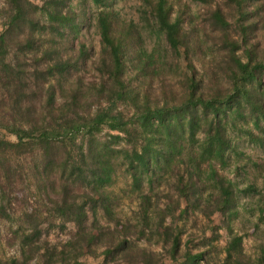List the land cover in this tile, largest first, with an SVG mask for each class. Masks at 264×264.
Returning a JSON list of instances; mask_svg holds the SVG:
<instances>
[{
    "label": "trees",
    "instance_id": "trees-1",
    "mask_svg": "<svg viewBox=\"0 0 264 264\" xmlns=\"http://www.w3.org/2000/svg\"><path fill=\"white\" fill-rule=\"evenodd\" d=\"M73 1L7 0L9 14L0 33L1 84L13 91L17 106L21 98H28L25 90L31 82V93L46 108L41 117H23L28 128L15 124L23 114L1 124L16 142L0 141V146L16 156L38 147L44 151L43 165L55 167L61 217L75 226L65 246L78 254L84 246L89 252L100 246L106 256L117 254L123 259L132 253L135 262L131 263L147 264L150 254L135 242L145 239L148 222L157 217L159 225L164 223L179 209L181 199L198 207L207 191L203 185L213 180L205 201L223 217L229 233L223 264H264V249L255 259L245 256L242 235L230 226L238 216V185L225 176L228 152L236 159L233 169L239 171L240 153L229 129H239L250 141L264 144V136L248 126L250 122L258 129L264 120V59L259 55L260 41L249 40L259 30L264 36V0H225L213 6L211 0H197L203 5L197 13L184 0H141L137 22L121 17L110 0H89L97 8L91 16L87 0H79L77 6ZM89 16L99 36L95 59L89 58L90 49L80 36ZM230 18L240 30L237 38L230 34ZM13 45L18 52L5 61ZM213 45L220 53L209 60L206 53ZM89 70L94 78L85 83L80 73ZM92 101L95 108L90 114ZM239 120L243 124L238 125ZM103 129L116 132L110 139L123 145L117 148L112 140L100 141L96 134ZM79 134L87 135L84 143L76 142ZM59 147L68 149L62 160L56 154ZM113 159H120L131 178L140 215L137 224L115 219L114 194L106 188L114 180ZM163 175L173 180L179 196L173 200L167 192L155 212L141 185L146 182L151 188ZM41 181L53 180L47 176ZM77 182L84 183L82 190ZM243 191L256 192L255 183L249 182ZM257 211L255 231L264 223L263 208ZM0 212L5 217V210ZM98 213L113 227L101 225ZM174 229L176 233L167 226L158 234L163 245H169L172 259L181 233ZM59 252L56 255L66 257ZM184 255L189 261L203 257L202 253Z\"/></svg>",
    "mask_w": 264,
    "mask_h": 264
},
{
    "label": "rangeland",
    "instance_id": "rangeland-1",
    "mask_svg": "<svg viewBox=\"0 0 264 264\" xmlns=\"http://www.w3.org/2000/svg\"><path fill=\"white\" fill-rule=\"evenodd\" d=\"M6 1L0 0V33L5 28L4 23L9 14ZM184 1L189 4L195 13L203 8L200 1ZM224 2L225 0H211V5ZM33 3L40 4L39 1H34ZM79 3V0L73 1L76 6ZM86 3V9L89 10V15L91 16L97 8L89 0ZM110 3L111 7L118 11L121 17L132 19L135 22L138 21L137 9L141 4V0H110ZM225 10L227 11L228 9L226 8ZM90 16L85 19L80 36L81 40L90 49L89 58L95 59L99 51V36ZM229 23L231 36L237 38L240 30L237 29L233 19L230 18ZM20 32L21 30L17 32L19 36H21ZM263 37V33L259 30L255 37H251L249 40L251 42L260 41V46L258 47L259 55L264 59ZM217 46H210L209 51L206 49L208 51L206 55L209 60L218 57L220 51ZM17 52L18 47L16 45L11 46L7 55L8 59H5V61L13 58V54ZM238 53L240 54L241 52L239 51ZM216 63L219 65L218 60ZM28 64H31V62ZM80 74L83 76L85 83L90 82L94 78L91 70L83 71ZM262 79L264 80V77ZM50 82L52 83L53 81L50 80ZM29 87L25 90L28 98H21L16 106L15 95H11L13 91H7L0 82V141L16 142L15 136L4 129V127H1V124L12 122L14 118L19 117L18 114H23L21 119L14 120L15 124L25 128L27 126L28 128L29 121L25 119L27 118L25 117L26 115L31 117L35 114L36 116L45 114L46 108L39 101L38 95H33L30 91L33 87L31 82ZM60 103L61 99L57 95L56 106ZM90 106L91 114L95 108L93 101ZM238 122V125L243 124L240 120ZM248 126L254 133L264 136V120L260 122L258 129L254 128L250 122ZM116 134V132L103 129L96 134V137L100 141L112 140L109 135ZM86 136L79 134L76 142L84 143ZM229 136L232 138L236 150L240 153L236 163V165H239L238 172L233 169L236 160L233 153H227L228 166L225 168V176L238 185L236 188L238 216L234 220L231 219L230 226L234 232L242 235L241 249L243 254L255 259L261 255V249H264V223L259 225L256 231L252 228L255 218L259 215L257 208H263L264 213V163H261L264 160V144L250 141L239 129L235 128L229 129ZM111 144L117 148L123 145L121 140H112ZM56 150V154L61 160L67 157L66 151L68 149L59 147ZM23 151L24 153L20 156L9 155L0 146V211L1 209L5 210V217H2L0 212V264H9L12 260H15L14 264H127L126 262L133 264L135 261H132V253L125 255L127 259H123L117 254L106 256L102 253L103 248H100V246L92 247L90 252L84 246L83 251L81 253L79 251V254L78 250L70 251V248L65 246L75 232V226L61 217L64 210L59 200H57L59 199L57 187L59 177L56 176L55 167H45L43 165L42 157L44 156V151L38 147H31ZM113 160L116 164L114 180L106 188L108 192L114 194L112 200L115 219L121 222L130 219L132 223H136L140 215L135 196L131 191V178L126 173L120 159ZM57 162L59 163L60 161L57 159ZM254 162L259 165L253 167ZM47 176L53 181L42 182L41 180ZM251 181L255 183L256 192L245 193L243 189ZM172 184L173 180L169 181V177L163 175L161 179L154 180L151 188L146 182L141 185L144 193L152 198V210L154 209L157 212L158 208L163 206L162 203L166 201L165 195L167 192L173 196L171 197L173 200L178 198L179 191H175ZM212 184H214L213 180L203 185L207 191L203 192L198 207L187 206L185 201L181 199L179 201V209L174 212L173 216H168L164 223L159 225L156 221L157 217L148 222L145 229V239L135 242V245L145 249L150 254V257H146V260H148L147 264H223L225 259L224 249L229 241V233L223 222V217L217 212L214 213L213 205L210 204V207L209 203L205 201L208 192L212 191L210 188ZM75 185L81 189L84 183L80 184L77 182ZM184 209H186L185 213L182 212ZM98 219L99 223L104 227L108 224L113 227V224L107 223L101 213H98ZM117 226L119 232L122 233L123 228L121 225L118 224ZM167 226H171L174 233H176L175 227L181 230L179 234V249L175 259L170 256L169 245H163L162 237L158 235ZM60 250L64 251L66 257L62 258L60 255H56L60 253ZM185 253L191 255L202 253L203 257L199 261H189L184 257Z\"/></svg>",
    "mask_w": 264,
    "mask_h": 264
}]
</instances>
